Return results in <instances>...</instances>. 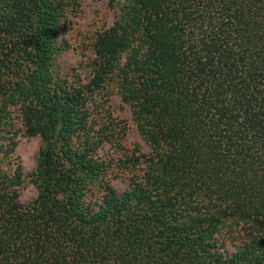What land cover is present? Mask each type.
I'll use <instances>...</instances> for the list:
<instances>
[{"label":"trees","instance_id":"obj_1","mask_svg":"<svg viewBox=\"0 0 264 264\" xmlns=\"http://www.w3.org/2000/svg\"><path fill=\"white\" fill-rule=\"evenodd\" d=\"M111 4L86 75H63L81 0H0V264H264V0ZM17 125L43 141L29 177Z\"/></svg>","mask_w":264,"mask_h":264},{"label":"rangeland","instance_id":"obj_2","mask_svg":"<svg viewBox=\"0 0 264 264\" xmlns=\"http://www.w3.org/2000/svg\"><path fill=\"white\" fill-rule=\"evenodd\" d=\"M117 15L118 10L111 4V0H81V7L68 14L67 23L59 37L60 45L66 48L57 60L60 74L82 73L86 75L84 74L85 63L96 59L94 44L99 34L115 23ZM107 107L110 109V122L114 124L115 132L120 131L123 134L124 142L129 148L149 152L148 146L144 144L136 129L131 108L122 102L118 94L111 95V99L107 101ZM17 129L20 132L16 152L20 157L25 175L29 177L37 167L36 158L43 147V141L40 137L24 135L20 125H17ZM121 138L118 137V139ZM115 148L117 146L112 147V145L105 144L101 152L108 159H112L117 156ZM112 186L119 194L128 188L124 180H113ZM37 196V189L29 183L27 187L20 190L19 200L23 204L30 203ZM229 252L234 253V248L229 247Z\"/></svg>","mask_w":264,"mask_h":264}]
</instances>
